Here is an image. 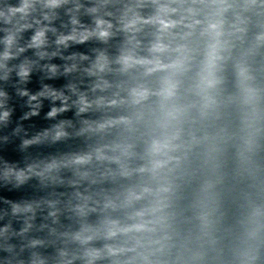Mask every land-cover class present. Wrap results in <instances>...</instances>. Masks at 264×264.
<instances>
[{
    "label": "clouds",
    "instance_id": "9594fccd",
    "mask_svg": "<svg viewBox=\"0 0 264 264\" xmlns=\"http://www.w3.org/2000/svg\"><path fill=\"white\" fill-rule=\"evenodd\" d=\"M44 99L74 119L29 133ZM8 145L0 264H264V0H0Z\"/></svg>",
    "mask_w": 264,
    "mask_h": 264
},
{
    "label": "water",
    "instance_id": "95a60500",
    "mask_svg": "<svg viewBox=\"0 0 264 264\" xmlns=\"http://www.w3.org/2000/svg\"><path fill=\"white\" fill-rule=\"evenodd\" d=\"M56 26L57 27L59 26V22H57ZM30 35H31L30 32L25 33V39H27ZM50 39H54V38L50 36ZM112 43H113V48H111L110 51H114V45L116 42L114 41ZM98 46L99 45L95 41H90L86 44L74 45V46L68 48L66 51H64L63 54L65 56H67L73 52L91 54L90 49H92L94 47H98ZM53 48H54V46L52 48H49V50H53ZM23 55L34 58L32 50L27 51ZM40 63L41 64L52 63V64H56V65H63L66 62L59 59V58H53L51 61H40ZM68 63H71V62H68ZM86 63L87 62H84L85 65H86ZM75 75L76 74H73L72 76H69V77L61 76V77L55 78V79H42V77L44 76V73L37 70V71H34L33 74L31 75L30 82L26 85V87L33 93H35L36 91H39L41 89L42 84H48L55 89H62L63 86L70 79H73ZM81 87L83 88V86H81ZM6 90L12 96V101H10V103L13 104L15 106V109H16L15 113L13 115V121H15L19 118L20 115H22V113L24 111L28 110L26 107L23 106L24 105V99H26V98H24V99L17 98L15 96L14 89L10 86H8ZM65 94H68V93L65 92ZM74 98L75 97H73V99ZM59 105H60V102L56 101L55 106H59ZM51 106L52 105H51L50 101L47 99H44L42 101V107L40 108L39 115L32 117L29 120L23 121V124H24L25 128L28 129L29 133H33V132L48 128L51 124H53L56 121L61 120V119H74L73 111H68V112H65V113L59 115L55 121L45 119V115L50 110ZM97 115H99V114L98 113L90 114L91 118H95ZM82 146H83L82 140L72 139V140H69L67 142L55 144L52 146H42L38 149H32L31 151L33 153L40 152L43 154H47V153L73 151V150H77L78 148H80ZM14 147H15L14 145H8L6 148H4L2 151H0V155L4 156L6 159H9V160L19 159L20 155L14 150ZM31 195H32V192L30 189H26V190H23L20 192H9L6 190H0V197H5L7 199H12V200H18V199H21L23 197H28Z\"/></svg>",
    "mask_w": 264,
    "mask_h": 264
}]
</instances>
